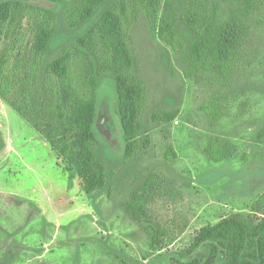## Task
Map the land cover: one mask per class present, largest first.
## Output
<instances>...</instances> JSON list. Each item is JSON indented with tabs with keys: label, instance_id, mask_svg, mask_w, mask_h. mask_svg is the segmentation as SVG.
<instances>
[{
	"label": "rangeland",
	"instance_id": "obj_1",
	"mask_svg": "<svg viewBox=\"0 0 264 264\" xmlns=\"http://www.w3.org/2000/svg\"><path fill=\"white\" fill-rule=\"evenodd\" d=\"M21 3L0 22V70L51 109L46 66L68 57L76 93L95 103L92 150L105 185L83 190L75 165L0 96V264H176L199 230L240 213L254 223L264 195V0H86ZM106 9L121 21L137 90L135 149L126 156L109 49L79 39ZM49 11L54 31L44 55L32 46ZM196 11V26L185 15ZM169 15L179 47L160 35ZM238 24L232 61L193 44ZM129 209H138V219ZM152 239L154 246H152ZM203 249V248H202ZM201 249V250H202ZM219 258H222L220 254Z\"/></svg>",
	"mask_w": 264,
	"mask_h": 264
},
{
	"label": "trees",
	"instance_id": "obj_2",
	"mask_svg": "<svg viewBox=\"0 0 264 264\" xmlns=\"http://www.w3.org/2000/svg\"><path fill=\"white\" fill-rule=\"evenodd\" d=\"M88 5L78 19L90 15L94 5L103 0H86ZM156 10L155 1L149 2ZM21 3L0 0V22L5 21ZM196 11L186 14L188 24L196 26ZM55 25L49 11L45 12L33 42L32 50L36 57L45 54ZM221 28V27H220ZM218 29L209 41L211 31L198 37L193 44V55L200 56L203 48L211 49L215 58L232 61L235 56V41L238 24L233 22L227 28ZM158 31L174 48L179 47L175 37L174 24L169 15L161 17ZM82 47L91 51L103 43L110 51L109 69L116 78L118 92V112L124 133L125 155L130 156L135 149L136 97L137 90L133 83L130 68L131 58L121 29L120 16L113 9H106L99 19L80 39ZM68 57L51 61L46 67L50 75L48 102L51 109L45 111L44 98L36 93L21 88V104L17 105L10 98L12 82L0 70V96L13 109L26 119L56 152L67 166L75 165L76 173L81 179L83 190L91 193L105 185L104 167L92 150L93 135L90 129L95 103L93 97L85 99L75 90L68 72ZM256 209H263L264 195L257 202ZM131 217L138 219V209H129ZM152 246H154L152 239ZM203 248V249H202ZM202 249V250H201ZM222 254V258L219 256ZM181 258H175L176 264H264V217L254 223L240 213H234L220 221L203 226L193 243L180 252Z\"/></svg>",
	"mask_w": 264,
	"mask_h": 264
}]
</instances>
